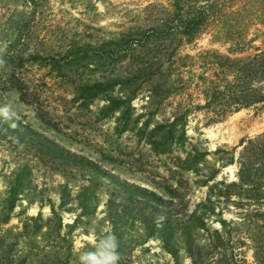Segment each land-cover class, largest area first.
<instances>
[{
  "label": "trees",
  "instance_id": "1",
  "mask_svg": "<svg viewBox=\"0 0 264 264\" xmlns=\"http://www.w3.org/2000/svg\"><path fill=\"white\" fill-rule=\"evenodd\" d=\"M223 1L152 2L140 15H135V22L107 42H89L83 48L80 46L79 52L74 46H66L61 57L66 62L55 57L41 60L39 54H29L34 63L50 67L63 80L76 77L80 68L86 74L89 72L87 79L80 78L71 84V102L91 109L96 98L104 97L108 104L101 111L119 112L118 119L124 122L121 131H132L138 142L149 146L148 154L143 153L144 168L149 170L143 171L151 176L148 181L154 190L161 192L158 195L154 190H136L143 201H137L143 207L140 219L146 240L159 238L162 248L173 256L174 264H184L181 255L188 257L191 264H246L242 256L246 246L253 249L255 264H264V131L242 139L237 159L234 149L219 147L212 152L215 158L211 162L210 152L200 150L192 142L184 155L174 154L186 144L191 113L203 112L206 125H210L242 109L264 107V46H254L253 54L235 55L244 52L256 39L235 40L228 53L207 49L192 55L182 51L184 44L194 42L205 32L225 35L231 31L235 24L216 16ZM9 48L1 56H7ZM0 65L12 87L23 96L24 88L16 84V72L9 69L5 60L0 59ZM116 87L119 95L113 94ZM140 96L145 101V111L133 119V102ZM173 97L180 99L170 102L176 104L171 107L172 118L152 124L154 115ZM141 118L143 124L138 126ZM39 121L47 131H62L57 121L45 116H40ZM0 124L9 132L2 141L10 143L16 165L4 176L5 189L0 191V228L10 223L21 202L26 198L36 200L46 190H38L35 184V166L52 182L55 175L63 177L62 182L53 186L59 195V208L74 202L81 209L74 222L65 223L50 200L52 211L47 217L43 212L27 215L21 226L5 229L0 233V264H79L80 253L74 248L73 235L77 222L93 213L90 210L95 206L92 200L99 173L94 170L89 184L80 185L75 202L67 173L70 166L81 164L83 159L64 151L55 138L45 134L34 136L19 124ZM34 143L37 149L32 146ZM154 156L167 158L163 164L169 173L165 182L158 180L160 172L150 165ZM218 163L223 167L236 163L237 178L217 180L221 170L215 166ZM190 182L208 187L205 198L193 209L186 198ZM108 203V207L114 205L112 200ZM230 204L237 209L236 217L227 219L223 215ZM108 218L110 223L113 221V230H118L120 218L111 214ZM215 222L218 227L212 225ZM65 228L67 232L63 234ZM86 248L81 252H86ZM124 250L119 242L120 264H133Z\"/></svg>",
  "mask_w": 264,
  "mask_h": 264
},
{
  "label": "rangeland",
  "instance_id": "2",
  "mask_svg": "<svg viewBox=\"0 0 264 264\" xmlns=\"http://www.w3.org/2000/svg\"><path fill=\"white\" fill-rule=\"evenodd\" d=\"M169 1L0 0V59L2 62L5 60L9 69L16 72L18 80L16 84L22 86L25 91L21 96L12 87L13 83L9 81L4 68L0 65V108L6 104L11 105L15 112V116L7 118L0 113V122H9L12 127L18 124L25 126L34 136L45 134L55 138L64 151L83 159L84 162L81 164L70 166L71 170L67 173L73 189V201L77 202L76 194L80 191V185L89 184L91 173L95 171L99 173L95 179L99 185L96 186L95 197L92 200L95 206L90 210L93 213L85 215L77 222V229L73 235L74 248L80 255L84 253L81 251L85 247L86 251H91L99 238L112 234L121 242L128 256L126 258H130L133 264L175 262L173 256L162 248L159 238L151 237L146 240L144 225L140 219L143 207L137 201L142 203L143 201L136 190H154L148 181L151 176L143 171L149 170L144 168L143 163L144 154H148L149 146L138 142L132 131H121L124 122L119 121V112L107 114V111H101L108 104L104 97L96 98L91 109L81 108L79 102L74 104L71 102L74 92L71 84L80 78L87 79L89 72L86 74L80 68L76 77H66L63 80L57 73L51 71L50 67L34 63L29 54L37 53L41 60L51 57L62 59L66 46H74L73 49L79 52V49L89 42L103 44L135 22V15H140L144 7L150 3L168 4ZM223 3L221 11L216 15L218 20L230 22L235 26L225 35L205 32L194 42L184 44L183 53L194 55L207 49L228 53L235 40L247 42L256 39L252 45H247L244 52L235 54L236 56L253 54L254 46H264V0H224ZM141 19L142 17L137 20ZM8 48V55L1 56ZM118 90L116 87L113 94L119 95ZM179 99L171 98L167 106L154 115L152 124L165 118H172V108L176 104L170 102L177 103ZM144 103L141 96L134 100L135 109L131 111L133 119L145 111ZM40 116L57 121L62 125V131L52 133L45 130L40 124ZM143 119H140L138 126H142ZM186 131L188 136L186 144L182 150L174 154L184 155L192 142V145L198 146L200 150L210 152L208 158L211 162L215 158L212 152L219 147L234 149L237 159L242 149L240 145L242 139L254 137L264 131V107L242 109L225 120L210 125H206L203 112L191 113ZM8 134V130L0 124V191L5 189L4 176L16 167L10 143L8 140L6 143L2 141ZM32 146L38 148L36 143ZM166 161V157L154 156L150 163L160 172L158 180L162 182H165L169 175L163 166ZM90 162L92 164H89ZM220 164L222 163L215 165L216 168L221 167L217 180L226 178L231 181L237 178L236 163L225 167ZM34 170L33 177L38 190H46L40 193L36 200L26 198L21 202L14 210L10 223L0 228V233L7 228L21 226V221L27 215L37 216L43 212L44 218L47 217L52 211L50 200L63 215L65 223L74 222L81 212L79 205L72 201L59 208V195L53 186L63 181L61 175H55L56 180L52 182V178L37 166ZM190 178H193V174ZM189 186L191 189L186 198L193 209L205 198L208 187L196 182H190ZM154 191L160 195L161 190ZM38 200H43L44 204ZM111 200L114 205L108 207ZM117 204L127 205L124 208L116 206ZM230 205V209L227 207L224 212V218L236 217L237 209ZM25 211L27 213L24 214ZM108 214L120 218L118 230H113V221L110 223ZM212 225L219 226L218 222ZM66 232L65 228L62 233ZM242 253L246 264H255L251 246L243 247ZM181 260L184 264H191V260L185 255H181Z\"/></svg>",
  "mask_w": 264,
  "mask_h": 264
},
{
  "label": "clouds",
  "instance_id": "3",
  "mask_svg": "<svg viewBox=\"0 0 264 264\" xmlns=\"http://www.w3.org/2000/svg\"><path fill=\"white\" fill-rule=\"evenodd\" d=\"M6 118L15 116L11 105L0 108ZM119 242L115 235L107 234L99 238L98 243L91 251H86L79 256V264H120Z\"/></svg>",
  "mask_w": 264,
  "mask_h": 264
}]
</instances>
